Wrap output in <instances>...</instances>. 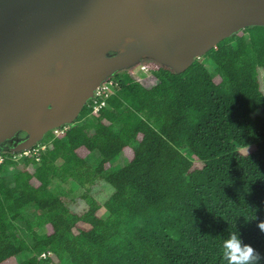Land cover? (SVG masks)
<instances>
[{"label": "trees", "instance_id": "obj_1", "mask_svg": "<svg viewBox=\"0 0 264 264\" xmlns=\"http://www.w3.org/2000/svg\"><path fill=\"white\" fill-rule=\"evenodd\" d=\"M238 33L245 36L239 52L229 36L200 57L210 70L196 59L182 73L158 66L150 87L115 73L103 106L92 113L84 104L59 136L44 134L37 157L19 159L32 172L0 176V264L21 256L31 259L16 264H40L41 254L58 264H227L222 246L233 232L264 264L257 227L264 221V95L257 74L264 69V27ZM79 145L98 154L92 164L75 153ZM246 147L249 153L238 152ZM125 149L131 158L121 167H104ZM11 158L3 157L0 170ZM55 180L109 185L105 215H96L88 195V210L70 212L50 189ZM44 227L48 236L39 233Z\"/></svg>", "mask_w": 264, "mask_h": 264}, {"label": "water", "instance_id": "obj_2", "mask_svg": "<svg viewBox=\"0 0 264 264\" xmlns=\"http://www.w3.org/2000/svg\"><path fill=\"white\" fill-rule=\"evenodd\" d=\"M252 26L264 27V0H0V141L24 131L25 151L115 71L146 57L182 73Z\"/></svg>", "mask_w": 264, "mask_h": 264}, {"label": "rangeland", "instance_id": "obj_3", "mask_svg": "<svg viewBox=\"0 0 264 264\" xmlns=\"http://www.w3.org/2000/svg\"><path fill=\"white\" fill-rule=\"evenodd\" d=\"M232 38L230 40L233 52L237 53L241 50L243 43H244V38L245 36L243 34H240L238 32L234 33L231 35ZM128 48V44L122 43L118 47V52H121V50L125 51ZM130 48V47H129ZM128 48V49H129ZM109 56V55H108ZM195 60V59H194ZM198 62H200L207 70H210V65L207 64L202 58H196ZM61 65L60 62L56 64L57 68ZM158 66H164L162 64H159L158 62L154 61L153 59L150 58H141L137 62L130 64L129 66H126L122 69H119L115 71L114 73L110 74L107 77L106 82H110L112 85L109 83L101 82L98 86H104L105 90L109 93L114 92V78L113 75L115 73H127L131 76L134 77V79L139 82L141 85L144 87H150L155 83L154 79L151 76V71L155 70ZM257 74H258V83H259V89L261 93L264 95V69H257ZM107 92H104L103 94H106ZM101 94L99 97H96V99L103 100L104 96ZM95 96V92H93L92 98H89L85 104H89V106L92 108L94 106V101L93 97ZM93 99V103H92ZM98 106V104H96ZM50 105L46 106V109H50ZM98 108V107H97ZM100 108V107H99ZM255 115H260V109L255 111L252 116ZM75 123V121L71 124L63 125L59 128H55L51 130L55 136H59L63 130L67 128V126H71ZM27 138V133L24 131H16L10 138L0 141V159L2 160L3 157L7 156H12L11 160L13 164L10 165H5L2 167L0 170V176L4 177L6 179H9L12 174L15 172L21 171V170H26L28 172H32L33 166L29 165L27 167H24L20 162H19V157L18 153L19 152H14V149L16 146H18L21 142L26 140ZM42 139L39 140L36 144L31 146V148H35L36 150L34 151L33 155L37 157V154L44 149ZM75 153L86 160L87 164L90 165L94 162V160L98 157L97 153H87L80 145L76 146L74 148ZM251 151L250 147L242 148L239 149L238 152L240 154H247ZM184 150H181V153L184 154ZM14 156V158H13ZM131 158V152L129 149H125L120 153H117V155L114 158H110L106 161L105 163V168L106 169H117L121 167L126 159ZM195 166H199L198 163L194 162ZM31 184L33 186L37 185L35 181H31ZM50 189L58 195V197L61 199V201L64 203V205L68 208V210L72 213L75 214H82L86 210H88V205L86 204V201L83 199L84 195H88L93 199V201L98 205V208L96 209V215L99 217L104 216V211L102 209V204L103 202L109 197V195L113 192L112 188L104 183L103 181L96 180L94 181L91 185H85L82 188H79L78 186L75 185V183L67 181V183H59L58 181H54L52 185L50 186ZM87 189V191H86ZM39 233L43 236H48L49 235V228L44 227L41 230H39ZM40 264L45 263L46 264H58L56 262V259H53L51 255L47 254H41L40 255ZM31 257L29 256H21V257H15L9 261H6L2 264H16L17 262L21 261H26L29 262Z\"/></svg>", "mask_w": 264, "mask_h": 264}, {"label": "clouds", "instance_id": "obj_4", "mask_svg": "<svg viewBox=\"0 0 264 264\" xmlns=\"http://www.w3.org/2000/svg\"><path fill=\"white\" fill-rule=\"evenodd\" d=\"M257 227L264 233V221ZM223 258L227 264H260L261 255L252 246L242 243L238 232L230 234L223 242Z\"/></svg>", "mask_w": 264, "mask_h": 264}, {"label": "built area", "instance_id": "obj_5", "mask_svg": "<svg viewBox=\"0 0 264 264\" xmlns=\"http://www.w3.org/2000/svg\"><path fill=\"white\" fill-rule=\"evenodd\" d=\"M106 81H104V82L105 83H109L110 85H112L110 82H106ZM93 92H95V96L93 97V99H95V101H94V106L92 107V113H95L98 110V108L103 106V104H104V101L101 99V101L98 103V106H96V103H97L96 102V97H99L101 94H103L104 92H107V91L105 90L104 86L102 85L100 87L97 86ZM109 94H111V93L107 92L106 94H103L104 98L106 96H108ZM35 150H36L35 148H29V149H27L25 151H20L18 153V157L21 158V157L33 155ZM13 158H14V156H13ZM1 162H2V160L0 159V163Z\"/></svg>", "mask_w": 264, "mask_h": 264}, {"label": "bare ground", "instance_id": "obj_6", "mask_svg": "<svg viewBox=\"0 0 264 264\" xmlns=\"http://www.w3.org/2000/svg\"><path fill=\"white\" fill-rule=\"evenodd\" d=\"M124 41L129 42V41H131V40L126 38Z\"/></svg>", "mask_w": 264, "mask_h": 264}]
</instances>
